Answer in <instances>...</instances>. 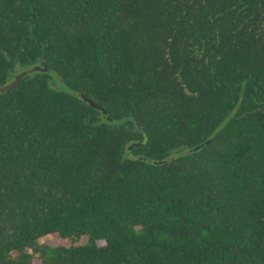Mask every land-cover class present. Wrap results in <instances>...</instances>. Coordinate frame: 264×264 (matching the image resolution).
<instances>
[{
    "label": "trees",
    "instance_id": "trees-1",
    "mask_svg": "<svg viewBox=\"0 0 264 264\" xmlns=\"http://www.w3.org/2000/svg\"><path fill=\"white\" fill-rule=\"evenodd\" d=\"M34 66L0 264H264V0H0V86Z\"/></svg>",
    "mask_w": 264,
    "mask_h": 264
},
{
    "label": "water",
    "instance_id": "water-1",
    "mask_svg": "<svg viewBox=\"0 0 264 264\" xmlns=\"http://www.w3.org/2000/svg\"><path fill=\"white\" fill-rule=\"evenodd\" d=\"M49 70L47 68H43V67H40V66H34L30 69H27V70H23L17 74L14 75L13 77V80L5 85V86H0V93H6V92H9L11 91L12 89H14L18 84L19 82L29 73L31 72H48ZM81 99L83 101H85L86 103H88V105L93 108V109H96L98 111H101L103 114H105V111L103 110V108L101 106H99L98 104H96L95 102H93L91 99H89L88 97L84 96V95H81ZM131 148V147H129Z\"/></svg>",
    "mask_w": 264,
    "mask_h": 264
},
{
    "label": "rangeland",
    "instance_id": "rangeland-1",
    "mask_svg": "<svg viewBox=\"0 0 264 264\" xmlns=\"http://www.w3.org/2000/svg\"><path fill=\"white\" fill-rule=\"evenodd\" d=\"M50 77H51L52 82L55 81L56 83L60 84L59 79L55 73H50ZM56 83H53V86L57 88Z\"/></svg>",
    "mask_w": 264,
    "mask_h": 264
}]
</instances>
